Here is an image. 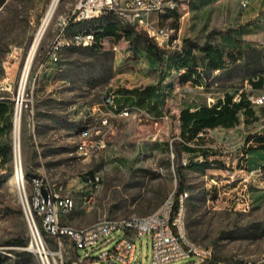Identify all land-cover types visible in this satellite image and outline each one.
I'll use <instances>...</instances> for the list:
<instances>
[{
  "label": "rangeland",
  "instance_id": "374dc122",
  "mask_svg": "<svg viewBox=\"0 0 264 264\" xmlns=\"http://www.w3.org/2000/svg\"><path fill=\"white\" fill-rule=\"evenodd\" d=\"M167 1V0H163ZM176 7L167 17L152 15L150 22L160 30L175 28L180 43L188 40L203 45L210 43L224 53L241 50L242 58L225 70L204 73L201 87L180 83L173 70L174 50L165 46L162 63L142 40H135L129 26L116 23L117 38L107 36L96 48H66L55 65L39 64L59 24L76 0H60L35 51L26 76L20 101V164L24 181L42 178L49 184L62 185L75 195L76 208L65 215L62 223L74 228L88 226L101 219H124L146 216L157 211L178 187L176 167L186 158L203 166H183L186 201V232L193 243L210 247L214 263L264 264V192L255 182L250 186V209L242 212L233 204L236 183L247 170L264 164V152L254 156L242 149L244 132L207 131L201 143L205 155L181 151L178 115L183 108L214 103L225 94H256L247 82L251 75L264 72V4L261 0H172ZM50 0H0V102L9 106V121L1 128L0 146H7L8 162L0 164V260L4 247L14 255L17 264H41L28 246L30 236L23 206L13 183L15 165L12 158V113L18 86L33 35ZM243 3L246 5L244 6ZM99 25L115 22L104 15ZM33 22V25L30 24ZM95 21L69 25V29L95 30ZM117 46V52L111 50ZM170 73L162 87L166 101L154 118L138 122L133 116L118 118L104 134L105 147L90 157L77 149L80 134L88 141L97 139L100 114L109 93L118 88L143 89L155 85L160 73ZM115 94V92H114ZM153 116V114L151 113ZM245 129V131H244ZM82 139V138H81ZM193 142L189 147H193ZM244 172H239L240 168ZM98 172V188L86 185L88 177ZM220 180L218 188L209 182ZM238 190V189H237ZM231 191V192H229ZM218 199V201H215ZM46 250L59 252L57 264H84L75 258L68 242L60 248L47 235ZM15 239L24 245L7 244ZM149 250L144 240L141 264H149ZM88 262V261H87ZM139 264V259H138ZM174 264H189L181 261Z\"/></svg>",
  "mask_w": 264,
  "mask_h": 264
},
{
  "label": "built area",
  "instance_id": "2783aa9c",
  "mask_svg": "<svg viewBox=\"0 0 264 264\" xmlns=\"http://www.w3.org/2000/svg\"><path fill=\"white\" fill-rule=\"evenodd\" d=\"M245 6L246 4L243 3ZM172 0H76L69 13L60 18L57 31L49 44L44 61L38 66V72L45 69L47 64L55 65L59 62L63 50L66 48L93 47L97 42L92 30L69 29L70 24L95 20L105 14H111L115 22L121 26H129L148 34L155 40L159 47L180 52L182 43L174 35L175 28L160 30L150 22L152 15L165 17L175 9ZM33 25V22H30ZM103 45L102 40L98 42ZM112 51L117 52V46H112ZM239 91L234 100L239 101ZM252 107L264 108V85L259 94H250L245 97ZM105 110H97L100 114L99 129L94 134L97 139L88 141L80 134L78 151L84 157H90L98 150L105 147L104 134L112 129V123L118 118L134 117L138 122L155 119L144 109L122 108L117 110L112 104L111 97H106ZM205 131L197 134L203 137ZM258 135L261 134L257 133ZM82 138V139H81ZM246 154H241L245 157ZM188 160H182L183 166ZM245 169L240 168L239 172ZM16 173V170H15ZM230 175L229 183H236L231 191H236L233 204L237 209L246 212L250 209V186L255 182L264 192V164L254 170H247L239 177ZM23 181V196L28 209L29 219L36 232L40 229L54 238L61 248L64 239L77 252L78 260L84 264H141V249L144 240L149 250V264H174L186 261L189 264H225L214 263L212 248L205 247L190 241L186 232V201L188 193L183 191L177 196L173 193L167 197L160 208L146 216H130L124 219H101L88 226L74 228L64 225L62 219L76 208L75 195L62 185L49 184L42 178L32 177L29 182ZM101 177L98 172H93L86 181V185L98 188ZM209 182L218 188L220 180L214 177ZM255 187V186H254ZM42 189L46 191V198L42 196ZM238 189V190H237ZM229 191V192H231ZM218 201V199H215ZM28 221V219H27ZM39 233V232H38ZM13 247H4L1 255L9 263L1 261L0 264H17L7 250ZM41 264H53L49 254L44 250H37ZM88 261V262H87ZM242 264H259L245 262Z\"/></svg>",
  "mask_w": 264,
  "mask_h": 264
},
{
  "label": "trees",
  "instance_id": "16d2710c",
  "mask_svg": "<svg viewBox=\"0 0 264 264\" xmlns=\"http://www.w3.org/2000/svg\"><path fill=\"white\" fill-rule=\"evenodd\" d=\"M171 11L165 17L172 14ZM111 15V14H105ZM104 16V15H103ZM102 16V17H103ZM112 16V15H111ZM102 17L95 19L93 25H95V30L92 32L95 35L97 42L91 48H96L101 46L98 42L107 36H117L116 31V22H109L105 25H99V21ZM93 21V20H91ZM85 22V21H83ZM83 22L76 23L73 25H81ZM132 28L135 40H142L146 48L150 51H153L156 58L160 63H162L163 51L158 49L152 39H150L146 33L142 32L139 29ZM243 52L241 50L228 51L224 53L220 48L211 45L210 43H205L203 45H198L192 43L188 40L182 42V47L180 52L172 53L171 64L173 70L178 73L180 83H191L194 86H202L204 83V73L213 72L218 70H225L229 63H236L240 58H242ZM170 73H160L158 81L155 85L146 86L143 89H127V88H118L114 92L109 93L106 97H111L112 104L115 105L117 110L122 108L128 109H144L150 114L159 113L166 101V94L171 85L162 87L167 78H169ZM243 110L245 116H251L252 112L248 107V102L245 97L240 95L238 102L232 101V96L225 94L223 100H217L215 104L208 107L202 105L194 111H190L188 108L180 110L178 115L179 121V138L181 142V151L186 152H195L194 148L188 147L186 144L198 139L197 134L206 129H214L216 127L223 128H232L238 124L237 113ZM10 109L7 103L0 102V123L1 128L9 121L7 117ZM245 123H248V119L244 120ZM252 140L254 143H257L256 148L251 146H246L247 143ZM8 147L0 146V164L5 165L8 162ZM243 151L247 154L252 150H264V133L260 135H248L242 145ZM205 155V152L202 153ZM195 165L203 166L202 163H191L188 162L186 166L192 167ZM177 177H178V187L175 191L177 196L179 193L184 191V174L183 166L178 165L176 167ZM40 232L44 238L47 239V234L44 233L41 229ZM65 243L67 242L64 239ZM7 244H18L24 245L23 240L15 239L8 241ZM76 252V251H75ZM78 254L76 252L75 258Z\"/></svg>",
  "mask_w": 264,
  "mask_h": 264
},
{
  "label": "bare ground",
  "instance_id": "6f19581e",
  "mask_svg": "<svg viewBox=\"0 0 264 264\" xmlns=\"http://www.w3.org/2000/svg\"><path fill=\"white\" fill-rule=\"evenodd\" d=\"M59 3V0H50L47 8L45 9L42 18L36 28V31L33 35L31 44L29 46L27 56L24 61V66L22 68V73L19 81L18 86V96L15 100V104L13 107V113H12V158L15 165L16 173L14 175L13 183L16 188V191L18 193V197L20 199V202L23 206V212L24 216L26 218L27 226H28V233L30 236V242L28 248L33 251L34 253H37L39 250L40 252L44 250L47 254L50 256V260L53 262V264H57L56 262V256H60L59 252H50L49 250H46L43 241L41 239V236L38 232H36L32 226L31 220L29 219L28 209L26 206V202L23 196V181H22V169L20 164V142H19V135H20V125H21V112H22V104L20 101L21 95L23 93V88L26 82V76L28 73V70L30 68L33 56L35 54V51L43 37L44 32L46 31V28L54 14V11L57 7V4ZM28 219V221H27Z\"/></svg>",
  "mask_w": 264,
  "mask_h": 264
},
{
  "label": "crops",
  "instance_id": "0c3cea01",
  "mask_svg": "<svg viewBox=\"0 0 264 264\" xmlns=\"http://www.w3.org/2000/svg\"><path fill=\"white\" fill-rule=\"evenodd\" d=\"M261 4H264V0H261ZM262 21L264 22V19ZM247 82L249 83V86L252 88V90L256 94H259L260 90L262 89V87L264 85V72H261V73L256 74V75H251L248 78ZM199 87H201V86H199ZM243 97H245V96H243ZM217 100L222 101L223 98L222 99H217ZM216 101L214 103H207V104H202V105H206V106L210 107L213 104H215ZM232 101L235 102V103L238 102V101L234 100V96H232ZM202 105H198L197 107H195L193 109L188 108V107L187 108L190 111H194V110H196L198 107H200ZM248 107L250 108V110L252 112V115L247 117V116L244 115L243 110L239 111L237 113L238 124L236 126H234L232 128H223V127L219 126V127L214 128V129H206L205 133L207 131H215L216 132L218 130L233 131L234 128H236L237 126H239V127L243 126V128L247 127L250 130L249 131H245V129H244L245 136L243 137L242 145H243V142H244L245 138L248 135H253V134L258 135L257 133H260V132H261V134H263L264 133V108H262V107H252V106L249 105V103H248ZM245 119H248V123L244 122ZM203 141H204L203 137H199L198 139L196 138L193 141H191V142H193V145H192L193 147H190V148H194L195 152H188V153L190 155H196V154H202L203 152H206L207 150L205 151L203 149L204 147H206V145H202L201 144ZM191 142H188L186 145L189 147V143H191ZM257 145H258L257 143H254L252 140H250L247 143L246 146H251L254 149V148L257 147ZM259 152H264V150H260V149L252 150V151H249L246 155H247V157L249 156V154H251V156H254L256 153H259Z\"/></svg>",
  "mask_w": 264,
  "mask_h": 264
},
{
  "label": "water",
  "instance_id": "95a60500",
  "mask_svg": "<svg viewBox=\"0 0 264 264\" xmlns=\"http://www.w3.org/2000/svg\"><path fill=\"white\" fill-rule=\"evenodd\" d=\"M42 196H43L44 199L46 198V191H45V189H42Z\"/></svg>",
  "mask_w": 264,
  "mask_h": 264
}]
</instances>
